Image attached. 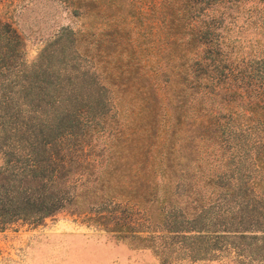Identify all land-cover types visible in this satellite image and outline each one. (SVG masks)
I'll use <instances>...</instances> for the list:
<instances>
[{"label": "trees", "instance_id": "1", "mask_svg": "<svg viewBox=\"0 0 264 264\" xmlns=\"http://www.w3.org/2000/svg\"><path fill=\"white\" fill-rule=\"evenodd\" d=\"M27 65L0 20V230L65 211L159 264H264V0H60Z\"/></svg>", "mask_w": 264, "mask_h": 264}, {"label": "rangeland", "instance_id": "2", "mask_svg": "<svg viewBox=\"0 0 264 264\" xmlns=\"http://www.w3.org/2000/svg\"><path fill=\"white\" fill-rule=\"evenodd\" d=\"M70 11L60 0H0V20L23 38L27 65L61 25L80 26L83 19ZM0 264H159V260L149 247L115 239L81 215L61 211L38 224L17 220L1 229Z\"/></svg>", "mask_w": 264, "mask_h": 264}]
</instances>
